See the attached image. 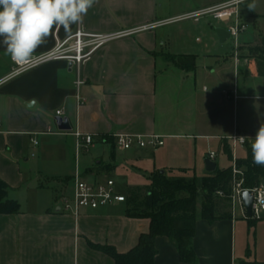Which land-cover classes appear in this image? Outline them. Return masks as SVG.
<instances>
[{"label": "crops", "instance_id": "crops-1", "mask_svg": "<svg viewBox=\"0 0 264 264\" xmlns=\"http://www.w3.org/2000/svg\"><path fill=\"white\" fill-rule=\"evenodd\" d=\"M229 1L95 0L80 24L68 29L54 27L46 43L33 54L51 50L56 40H64L77 28L109 33L169 23L110 42L78 73L57 61L7 79L12 65L0 43V181L7 186V199L19 205L16 214H0V264H114L99 248L126 253L141 234L148 233L149 220L127 216L124 203L78 216L65 212L61 198L70 197L66 190L75 174L92 182L100 176L122 173L128 166L147 182L158 171L184 170L185 175L195 176L185 167L191 158L207 159L208 152H214L216 164L222 152L220 142L232 134L244 136L251 146L264 124V78L256 75L253 60L243 54L245 50L236 55L211 56L204 45L199 54L206 57L208 67L199 70L197 56L189 54L196 53L191 44L182 37L173 41L163 30L166 25L185 21L178 20L183 15ZM247 2L238 7L239 19L247 26L238 48L255 41L264 44L260 31L255 30L264 11L255 14L248 9L244 15L242 5ZM245 16L256 31L251 36H246L249 25ZM201 19L212 22L206 16L193 22L198 24ZM162 55H193L195 68L180 69L165 62ZM78 77L82 84L77 88ZM224 90L234 92L235 98L227 99ZM76 96L81 98L80 104ZM238 103L245 106L246 118L240 120ZM57 111L67 119L70 131L57 129ZM76 132L92 136L93 145L77 152ZM116 133L154 134L161 137L163 145L154 151L118 152L112 138ZM239 151H243L240 156L238 147L234 150L236 159L245 156L242 147ZM232 152L231 147V156ZM81 161L80 169L77 164ZM205 173L203 162L200 176ZM216 211L222 217L211 223L196 212L192 239L196 264H264V219L252 222L253 251L237 256V239L244 232L248 235L241 221H249L238 209L233 216L229 206L217 207ZM154 247L153 264H187L179 260L167 238L156 237Z\"/></svg>", "mask_w": 264, "mask_h": 264}, {"label": "trees", "instance_id": "trees-1", "mask_svg": "<svg viewBox=\"0 0 264 264\" xmlns=\"http://www.w3.org/2000/svg\"><path fill=\"white\" fill-rule=\"evenodd\" d=\"M263 48H264V44ZM169 62L180 69L195 68L196 58L193 55H169ZM255 73L264 78V51L262 55L252 58ZM107 141V140H106ZM222 152L231 161V145L227 140L220 142ZM245 156L236 160V165L243 173V187L252 189L264 182V166L253 163L251 146H244ZM107 170L110 167H106ZM182 176L172 177L165 172H154L148 177L149 185L141 190H134L125 197L127 216L149 220V231L139 236L137 244L126 253H117L113 248L104 247L99 250L109 255L114 264H153L156 250V237H165L175 247L182 263L196 264L192 249V239L195 231L196 212L201 219L211 223L222 216L217 214L218 207L214 200H219L216 192L225 196L229 193L231 181L230 167L216 168L212 173L185 180L184 170H177ZM171 175V176H170ZM7 186L0 181V214H16L19 205L16 201L7 199ZM139 194V195H138ZM141 197H143L141 199ZM229 206V205H227ZM249 222L257 221L247 219Z\"/></svg>", "mask_w": 264, "mask_h": 264}, {"label": "built area", "instance_id": "built-area-1", "mask_svg": "<svg viewBox=\"0 0 264 264\" xmlns=\"http://www.w3.org/2000/svg\"><path fill=\"white\" fill-rule=\"evenodd\" d=\"M248 0H231L221 5L192 12L190 14L183 15L178 20H192L197 22L202 17H208L212 22L226 23V31L229 34L230 40H232L236 55L238 49L239 37L247 30V26L241 23L239 19L238 7L240 4L247 2ZM171 22V21H170ZM169 22H161L154 24H147L141 27L123 30L119 32L109 33H91L77 28L74 33L65 38L64 40H56L54 47L44 53L33 54V58L28 63H16L11 57V70L7 79L15 78L27 71L33 70L48 64L51 62L63 61L66 64H71V68H75L77 73L81 66L91 58L99 49L103 48L110 42L118 40L123 37L131 36L135 33L150 30L158 25H164ZM82 84V81L78 77L76 80V87L78 88ZM223 95L227 99H234L235 93L223 92ZM79 104L81 98L76 96ZM61 111L56 112L57 117H62ZM76 143V151L81 149L87 150L94 143V138L90 135L81 134L76 132L74 134ZM114 139V149L118 152H125L131 149L139 150H156L163 145V141L160 136L151 135H129L125 133H116L112 136ZM232 147L231 156V181L229 184V193L227 195L231 214L234 216L238 209L242 218L261 220L264 219V185L260 184L252 189H245L243 187V173L236 165V156L234 150L237 147H244L247 143V139L244 136L234 133L227 139ZM34 145L37 143L34 141ZM216 154L214 152H208L207 159L214 161ZM72 195L70 197H62V209L65 212H70L74 216H78L82 212L88 210H96L102 207H108L124 203L125 197L118 194L115 191V186L112 180L106 181H87L78 174H75L72 178ZM243 191H249L252 195L251 216L248 218L246 211L241 202V193ZM216 196L225 197L222 192H216Z\"/></svg>", "mask_w": 264, "mask_h": 264}, {"label": "rangeland", "instance_id": "rangeland-1", "mask_svg": "<svg viewBox=\"0 0 264 264\" xmlns=\"http://www.w3.org/2000/svg\"><path fill=\"white\" fill-rule=\"evenodd\" d=\"M252 3H255L256 5L255 9L253 10L255 14L261 11L262 12L264 11V0H251L247 2L245 5H242V10H243L244 15H247V11L249 9L248 5ZM256 11H259V12H256ZM245 21L249 25V29H248L246 36H251L255 34L256 31H260L261 35L264 38V17L257 19V24L255 27L256 31L253 30V27H252L253 25L251 22L252 20L250 18L245 16ZM226 27H227L226 25H223L221 23L208 22L207 19H201L198 24H195L192 20L179 21L177 23L166 25L163 28V30L168 32V35L171 36L173 41H176L178 37H182L183 39L186 40V42L189 43V45L191 44L190 49L195 51L196 53H189V54H193L197 56L196 68L201 70L203 68L208 67L206 65L207 63L206 57L201 56L199 54L200 51H202V49L204 48V45L207 47V51L210 52L211 56H218V55L230 56L231 54L234 53L235 47H234L232 40H227L224 44H219L216 38V35L214 33L215 28H226ZM196 39H199L200 43L195 42ZM241 39L242 38H240V40ZM241 50H245L243 51L244 52L243 54H246L248 57L252 59L257 56L262 55L264 48L260 44V42L255 41V42L246 44L245 48H242V47L238 48L236 53H239ZM168 56L169 55H162L163 60L167 63H170L168 60ZM224 92H226V90H224ZM246 106H248L249 109L252 108V105L250 104ZM243 107L245 106L244 105L241 106L240 103L237 104V117L239 120L241 118H246V116H244L243 114L244 113L242 109ZM98 149L99 148L97 147L95 150L99 152ZM204 150L205 149H202V152H201L202 155L204 153ZM243 150L245 151L244 147H243ZM105 151H106L105 153L108 154V150L106 149ZM242 153L243 151H239V147H238L237 155L240 156L242 155ZM80 156L82 157V152H80ZM36 160H31V161H36ZM204 160L205 159H202V157H201V160L199 159L194 160V157H192L190 163L186 164L187 166L185 167H188L191 173L194 172L196 177H200V172L202 171V165H203ZM72 162H73L72 168L74 169V167L76 166H75V161L73 158H72ZM230 165H231V161L228 159V157L223 152H220L216 159V167L221 170V169H226L230 167ZM45 167L46 169H51L48 166H45ZM77 167H80L81 169L82 161L81 163H79V165L77 164ZM165 174L167 175L171 174L172 177L174 178L182 176L180 172L171 171V170L165 171ZM184 178L185 180H190L192 176L191 174H188V175H184ZM108 179L113 181L115 188L117 189L118 192L126 196L131 191H134V190L139 191L141 189L142 190L139 194L140 196H143V193H144L143 187L145 186L147 187L149 185V182H147L145 178L132 172V169L128 166L123 167L122 173L117 172L109 177L100 176L97 180L103 182ZM66 194L70 196L72 195V184L71 185L69 184L67 186ZM217 197L219 198V200L218 199L214 200V202L218 207H223V206L226 207L227 205H229V203L223 201L224 197L223 198L219 196ZM142 198L143 197H141V199ZM241 222L245 224V226L247 227L248 235L246 234V232H244L241 236H239L236 242V251H237V256L238 255L247 256L248 253L253 251V243H254L253 242V223L252 222L245 223L243 221Z\"/></svg>", "mask_w": 264, "mask_h": 264}, {"label": "clouds", "instance_id": "clouds-1", "mask_svg": "<svg viewBox=\"0 0 264 264\" xmlns=\"http://www.w3.org/2000/svg\"><path fill=\"white\" fill-rule=\"evenodd\" d=\"M95 0H0V43L16 63H28L54 27L80 24ZM255 3L248 8L254 10ZM253 163L264 166V124L251 144Z\"/></svg>", "mask_w": 264, "mask_h": 264}, {"label": "water", "instance_id": "water-1", "mask_svg": "<svg viewBox=\"0 0 264 264\" xmlns=\"http://www.w3.org/2000/svg\"><path fill=\"white\" fill-rule=\"evenodd\" d=\"M214 33L218 39V42L220 44L225 43L229 39V34L224 28H215ZM69 69H71V64H68ZM55 123L57 125V129L59 131H70V126L68 124L67 119L61 118V117H56L55 118ZM204 166H205V171L207 173H212L216 169V164L209 160L205 159L204 160ZM264 185V182H263ZM241 202L244 206V209L246 211V215L249 218L251 216V206H252V195L251 192L249 191H243L241 193Z\"/></svg>", "mask_w": 264, "mask_h": 264}]
</instances>
